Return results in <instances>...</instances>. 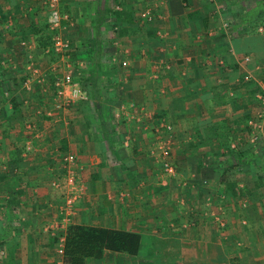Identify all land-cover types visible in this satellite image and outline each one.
<instances>
[{
  "label": "crops",
  "instance_id": "0c3cea01",
  "mask_svg": "<svg viewBox=\"0 0 264 264\" xmlns=\"http://www.w3.org/2000/svg\"><path fill=\"white\" fill-rule=\"evenodd\" d=\"M116 1L118 13L123 5L133 8V20L139 6L146 4L145 0ZM165 1L160 9L167 14L168 24L159 20L153 27L116 21L112 14L98 11L95 0L63 1L61 28L54 32L67 39L73 51L50 62L33 50L48 26L47 0H0V264H66L57 258L55 247L70 225L140 236L137 256L105 252L101 259H87L86 264H174L178 256L183 264L191 257L195 264L233 263L231 236L226 245L213 242L205 249L199 244L194 248L200 240H214L205 230L188 232V219L182 216L177 201L186 193L184 184L195 181L192 177L197 175L198 165L194 164L204 158L201 153L206 154L197 148L216 143L217 126L226 125L228 131L233 128L215 116L200 122L203 104L199 101L203 96L208 97L207 102L214 101L212 91L220 94L224 88L205 86L200 80H212L214 75L193 66H199L204 52H210L215 43L210 41L211 25L203 23V14L219 12L221 6L187 0L192 8L184 10L179 0ZM258 15L264 16V11ZM255 26L243 39L232 34L241 38L233 42L253 44L250 50L255 51L256 69L264 66V32L258 31L264 26V17ZM96 30L108 53L92 59L79 47L91 45L93 40L86 39ZM161 31L164 40L154 42L152 37ZM231 43L232 39L229 44L222 41L226 47ZM157 44L161 52L155 48ZM230 57L232 64L240 54ZM97 64L98 72L92 75L100 81V100L104 101L99 105L93 99L88 104L86 99L59 107L55 79L70 72L77 83L81 71L89 74ZM217 73L231 85V73ZM236 84V96L243 97V88ZM100 111L114 117L100 119ZM158 119L169 120L174 134L175 129L177 132L173 162L178 177L169 181L150 158ZM186 134L189 136L182 138ZM68 154L76 158L71 167L76 200L64 219L60 209L66 193L54 188L52 181L65 180L61 164ZM258 204L264 208V203ZM251 215L260 221L264 218L258 211ZM248 252L234 254L239 264H264L263 249L255 251L254 260Z\"/></svg>",
  "mask_w": 264,
  "mask_h": 264
},
{
  "label": "rangeland",
  "instance_id": "374dc122",
  "mask_svg": "<svg viewBox=\"0 0 264 264\" xmlns=\"http://www.w3.org/2000/svg\"><path fill=\"white\" fill-rule=\"evenodd\" d=\"M203 1L215 3L221 7L218 8L219 12L216 11L214 14L206 10L203 14L205 20L203 23L207 24V21H209L211 25L210 29L213 30L210 31V41L214 39L215 43L213 46H210V52H204L201 58V60H203L199 61V66H193L198 68L197 70L204 69L208 76L214 75L212 80L201 79V83H204L205 86H217L216 84H218L223 87L224 90L223 93L220 94H215L214 91H212L214 97L211 98H213L214 101L207 102L206 99L208 97L205 96H203V101H199V103L203 104V106H201L200 122L206 120L207 117L213 118L215 116L217 119H221V123L225 122L224 124H226V121L230 122L233 128L228 131L226 125L217 126L218 136L217 139H215L216 143L206 142L200 145L202 147L201 149L196 147L197 150L205 152L206 154L204 155L201 153L204 158L199 159L198 164H194V166L198 165L195 168L197 175L192 177L195 181L185 184L183 181L180 182V186H183V184L185 185L183 186V191L186 190V193L183 194L182 192V194L177 197V201L179 200V203H181L179 205L182 216L188 219L186 225V228L189 229L188 232L194 234L200 230H205L211 235L210 238L214 240H200L199 243H195L194 248L199 244V248L205 249L213 245V242L216 244L224 243L226 245L229 243L228 240L231 236L232 243L229 244V247L231 246L230 248L233 250L232 255L235 257L231 264H239L236 260L239 259L238 256H235L236 254L242 253L248 249L249 252L247 256L254 260L255 251L264 250V218L260 221L251 217V214L255 215L256 211H258L260 215L264 213V208L260 207L258 204L264 203V66H257L258 68L255 69V51L250 50L253 44L248 43V40L243 42L238 41L241 40V38L243 39L249 36L250 32H248V30L252 31V25L255 21L264 17L259 16L260 14L258 15L259 11H264V0H228L224 4V0H217V3L215 2L216 0ZM112 2L113 0L111 3ZM144 2H146L144 5L145 7L141 4L134 17V25L139 27V25L145 24L147 27H153L157 21L160 22L159 20L162 21V24L164 21L168 24V19H166L167 14L160 9L163 4H166L165 0H145ZM178 3L184 10L192 8V5L189 6L187 0H179ZM110 6V9L112 8L114 11H119L117 10L118 6L116 3L113 2ZM145 12L150 14V20L142 17V14ZM239 29H241L242 35H239ZM50 31V28H48V32ZM161 32H159L156 37H152V40H155L154 42L159 43L160 40H164V34ZM118 33L120 35V32ZM232 33L237 34L241 38L238 39L239 37H233L234 35ZM229 35H231V37H229ZM157 37L158 40H156ZM90 39L93 40L91 35L90 38L86 40L89 41ZM231 39L232 43L229 47L222 44V41L223 43L226 42L229 44ZM235 39L238 40L233 42ZM87 45L88 44H86L83 49L81 47L79 48L83 50V55L91 58V55L88 56L86 53L85 47H87ZM157 47H159V44H157L155 48L157 49ZM33 50L41 57L47 59V54L40 52L38 47L33 48ZM157 50L159 52L162 51L159 50V48ZM237 52L240 54V59L231 64L228 59L231 58L230 56L234 58ZM105 53H108L107 49L102 51V54L106 55ZM245 57H249L248 62L244 61ZM77 60L79 59L77 58ZM121 65L125 67L126 63L123 62ZM94 66L95 67H92V69H94L92 72H98L96 67L99 65L97 64ZM33 70L35 71L36 69ZM216 71L224 75L226 73H231V76H233L232 79H229L231 85H228L226 80L221 79ZM245 76H249L248 81L244 80ZM236 82H238V86L244 90L245 94L242 95L243 97L236 96V90L238 89H236ZM104 86L105 85L102 87ZM85 92L86 101L89 104L93 101L90 88H86ZM103 96V98L106 99L107 96ZM188 98L193 100V97ZM103 101L100 100V102ZM108 105L111 106L110 104ZM100 113L101 115L99 118L103 120L114 117L110 112L104 114L100 111ZM158 120V123L164 121L173 126L167 119ZM250 122H254L256 126L253 127L252 124H249ZM209 131L210 129L206 132ZM153 132L154 135L151 136L154 148L152 146L153 149L150 151V158H152L153 164L159 167L166 181L176 179L178 177V171L173 162L174 148L178 146L177 143H175L177 140L176 129L175 134L174 126L170 134L162 132L161 129H158V132L153 130ZM188 134L182 136V138H186V136H189ZM240 134L241 138L238 139ZM234 136L235 138H233ZM165 141L169 142L171 147L170 162L176 172L173 177L166 175L163 168L161 170L163 158L159 155L160 151L158 152L157 147ZM260 146L262 150L259 149ZM73 164L70 166L71 170ZM62 168L63 171H66L67 175V170L69 169L64 165H62ZM224 180L231 181V183L235 185L237 191H244L243 193L245 194L236 197L232 196L226 190ZM73 187L75 188V185ZM195 193H197V196H194ZM178 215L181 216V213H178ZM171 229L176 228L174 227ZM181 259L183 258L180 256L175 258L174 264H183ZM187 263L195 264V258L191 257V259L187 260Z\"/></svg>",
  "mask_w": 264,
  "mask_h": 264
},
{
  "label": "trees",
  "instance_id": "16d2710c",
  "mask_svg": "<svg viewBox=\"0 0 264 264\" xmlns=\"http://www.w3.org/2000/svg\"><path fill=\"white\" fill-rule=\"evenodd\" d=\"M111 1L112 0H95V2H97L96 4L99 5L98 11L105 13V15L112 14L116 21L129 24L133 23V8L130 6L125 7L123 5L122 11L118 13L117 11H114V9H110L109 4L111 3ZM113 2L118 5V2L116 0H113ZM95 10L97 11L96 6ZM253 25L255 26V23ZM258 25H256L255 27H257ZM44 27L46 28L42 30V33L41 31L39 32L41 33V35L39 36L37 41L40 52H44L47 47L51 46V39L56 34L54 31L48 32L49 26L46 25ZM85 49L87 55H91L92 59H96L97 57L102 55L101 51L103 49L101 46L100 33L98 30L93 33V43L91 45L88 44ZM70 50L73 51L72 45L70 47ZM59 56L61 55H56L51 52L50 54L46 55V58L50 62H53L56 61ZM93 66L94 65H92V67ZM92 71L93 69L91 70V72L89 70V74H85V71H81L80 76L77 79V83L84 92L86 91L87 84L90 85L91 97L100 105V81H97L96 78L93 77ZM259 149L262 150L261 146L259 147ZM224 182L226 190L232 196L236 197L245 194L243 193L244 191H237L235 189V185L231 183V181L224 180ZM64 238L63 260L66 264H86L87 259H101L105 252L125 254L128 256H137L139 253L141 241L140 236L133 232L83 225L68 226Z\"/></svg>",
  "mask_w": 264,
  "mask_h": 264
},
{
  "label": "built area",
  "instance_id": "2783aa9c",
  "mask_svg": "<svg viewBox=\"0 0 264 264\" xmlns=\"http://www.w3.org/2000/svg\"><path fill=\"white\" fill-rule=\"evenodd\" d=\"M65 0H47V21L48 26L50 30H60L61 28V22L63 20V16L60 13V6L61 3ZM142 17L145 19L150 20V14L148 12H145L142 14ZM259 32H264V26H260L258 28ZM51 46L47 47L44 52L46 54H50L53 52L56 55H64L70 50V42L65 39L60 34H55L52 37ZM245 62L249 61V57L244 58ZM245 81L249 80V76L244 77ZM28 81L26 80L25 83ZM53 88L55 91L56 96L59 99V107L63 106H69L70 104L78 101V100H86L85 92L81 89V87L74 83L72 80V76L70 72L62 74L60 77H57L53 83ZM264 97V95H263ZM261 98V97H260ZM249 124H252L253 127L256 126V124L253 122H250ZM157 130L161 129L162 132H165L167 134L172 133L173 127L165 123L164 121H160L157 125ZM158 152L160 151V154L163 158L162 162V168L166 175L173 177L175 175V169L173 168L170 157H171V147L169 142L165 141L158 145L157 147ZM75 162V157L72 154H68L63 157L62 159V165L67 167L69 170H67L66 178L63 182L53 181L52 186L56 189L61 188L64 190L65 194V201L63 206L60 209V213L64 215V219H67L68 215L71 213L72 205L76 200L75 196V188L74 181L75 176L74 172L70 169L71 164ZM64 236H59L58 241L55 247V253L58 258L62 259L64 254Z\"/></svg>",
  "mask_w": 264,
  "mask_h": 264
}]
</instances>
